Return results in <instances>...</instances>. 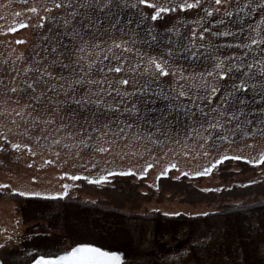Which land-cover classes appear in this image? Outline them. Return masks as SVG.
Masks as SVG:
<instances>
[{"label": "rangeland", "instance_id": "obj_1", "mask_svg": "<svg viewBox=\"0 0 264 264\" xmlns=\"http://www.w3.org/2000/svg\"><path fill=\"white\" fill-rule=\"evenodd\" d=\"M182 2L189 0H153L177 7L152 19L155 8L141 9L139 0H59V6L57 0H0V190L64 192L130 213L131 241L126 252L118 250L124 264H231L237 251L220 254V240L208 254L204 246L187 245L209 233L210 223L156 230L145 215L204 214L264 197V160L226 159L204 176L184 175L214 154L203 138L210 125H222L227 139L217 158L264 152V74L256 63L264 64V0H196L183 9ZM23 20L27 26L7 30ZM141 30L153 37L150 46ZM218 64L227 76L218 75ZM245 72L249 87L225 95ZM213 87L219 90L209 99ZM88 135L96 138L93 151L58 148V140ZM172 162L167 175L155 178ZM111 166L139 175L105 174ZM31 225L20 221L12 200L0 201L3 264H28L37 241L22 234ZM41 245L59 253L74 244L59 233Z\"/></svg>", "mask_w": 264, "mask_h": 264}, {"label": "trees", "instance_id": "obj_2", "mask_svg": "<svg viewBox=\"0 0 264 264\" xmlns=\"http://www.w3.org/2000/svg\"><path fill=\"white\" fill-rule=\"evenodd\" d=\"M139 4L141 9L145 8L144 4L140 2ZM145 27L148 28L146 24ZM139 36L143 37L145 43H148L149 46L150 43H153V37L149 35L145 38L142 30ZM202 100L206 99L203 98ZM242 117L245 118L246 115L244 114ZM216 125L208 126L209 131L203 136L207 149L214 154L209 156L198 169L184 175L190 177L204 176L213 168L207 170L210 164L218 159L215 153L219 147L227 141L223 126L217 127ZM246 135L253 136L257 134L246 132ZM153 141L157 145L160 143L158 140ZM57 142L61 151L71 152L75 148H80L82 151L89 152L96 147V138L90 135L79 140L74 139L68 142L58 140ZM225 157L219 164L224 163L226 159L227 161L237 159L233 156ZM252 159H259V157ZM250 160L241 161L246 165L260 163H252ZM169 165L166 164L164 170L156 173L155 178L165 176L160 175L161 172H166L167 175L169 168H171ZM104 173L107 175L127 173L135 176L139 175L134 170H121L112 166L106 168ZM191 173L199 174L192 175ZM4 199H10L14 202L15 212L19 214L20 221L23 224L32 222V225L22 234L24 240L30 241L31 244L37 241V244L31 245V249L36 247V251L30 254L29 260L36 256L38 250L51 255L57 254L53 248H48V245H41V242H46L48 234L62 233L72 244L89 242L123 252H126L131 241L130 233L125 225V220L131 214L116 206L65 196L23 195L9 189L6 191L0 190V201ZM145 216L154 223L156 230L176 231L177 228L182 226L192 229L196 224L210 223V232L200 241H188L187 245L190 246L192 251L204 246L203 251L208 254L213 247L215 249L217 241L220 240L218 247L215 249L220 254L230 253L235 249L237 251L231 264H264V197L249 202L226 203L220 208L204 214L187 215L179 213L169 215L166 213H152ZM198 253H201V251Z\"/></svg>", "mask_w": 264, "mask_h": 264}, {"label": "snow or ice", "instance_id": "obj_3", "mask_svg": "<svg viewBox=\"0 0 264 264\" xmlns=\"http://www.w3.org/2000/svg\"><path fill=\"white\" fill-rule=\"evenodd\" d=\"M66 2H67V0H66ZM139 2L155 8V11L151 13L152 19H156L157 17H159L161 12L174 11L175 7H177L176 5L172 6V8L163 7V6L157 7L153 3V0H139ZM195 2H196V0H189V2H182L178 5V7L182 8V9L192 7ZM218 2H219V0H218ZM56 6H59V0H57ZM36 10L37 9L35 7H33L31 9V11H33V12H35ZM209 11H211V9H209ZM27 23H28L27 20L20 21V22L16 23V26L14 28L7 29V30L16 31L17 28H22V27L27 26ZM40 23L43 24V21H41ZM64 23L67 24V23H69V21L65 20ZM200 35L203 36V32H201ZM261 40H264V37H262ZM18 42H20V41H18ZM251 44H257V40H252ZM241 47H244V45H241ZM153 59L155 60V58H153ZM223 59H227V57H225ZM121 63H123V62H121ZM256 63L259 64L257 71H259L261 74H264V64H260V62H256ZM65 67H66V65H65ZM155 67L160 70L161 75H165L168 73V69L166 67H164L163 63L159 60L155 61ZM217 67L221 68V70L218 72V75L220 77H225L229 74L228 70L224 69V67L222 65L218 64ZM235 67L236 68H243L244 64H235ZM248 67L250 68L251 65H249ZM115 70L117 72H119V71H121V67L119 65H117ZM48 75H55V74L54 73H48ZM243 75L245 78H238L237 84L232 85V91L225 93V95H231L232 92H234L237 89V87H239V88H248L249 87L248 81L251 80L252 77L249 76V74L247 72H245ZM81 82H82V80L77 81V83H81ZM120 83L126 84V83H128V80L122 79L120 81ZM218 90H219L218 88L213 87L208 98L211 99L212 96H214ZM140 91H142V89ZM124 95L127 96L129 94L127 92H125ZM181 95H188V93L181 92ZM96 103H100V101L98 100V101H96ZM108 107H117V105H109ZM125 110L127 111L128 109H125ZM131 111L136 112L137 108L133 105V106H131ZM229 115H232V113H229ZM216 126L219 127L220 125L217 124ZM61 127H64V125H61ZM128 127H131V125H128ZM36 139H40V137H36ZM11 147L16 148V147H19V145L13 143L11 145ZM25 147H28V146L25 145ZM0 148H3V145H0ZM100 150L104 151L105 149L101 148ZM225 158L226 157L224 155H220L218 159H215L210 164L209 169H207V170H210L211 167H214L216 164H219ZM236 158L242 159V160H250V158L246 157V156H238ZM262 160H264V152H262L260 154L259 159H251L250 162L259 163ZM174 166H175L174 164L169 165V167H174ZM149 167H151V165H149ZM129 171H132V170L129 169ZM191 174L192 175H198L199 173H191ZM62 175H70V173H62ZM76 175L80 176V175H82V173H77ZM140 175H144V173L141 172ZM160 175H166V172H161ZM86 178L89 180L93 179L90 176L86 177ZM106 178H107L106 176L101 175L99 179L100 180H106ZM13 191H18V189H13ZM46 194L47 195H56V196L65 195L64 192H58V193H39V192H37V193H25V195H46ZM169 215H173V213H169ZM122 255L123 254L119 251L109 250L106 247L98 246V245L93 244V243H78L75 246L71 247L70 250H65V251L61 252L59 255H53V256L40 255L37 259H35L33 261V264H121ZM0 264H3V262L0 261Z\"/></svg>", "mask_w": 264, "mask_h": 264}, {"label": "water", "instance_id": "obj_4", "mask_svg": "<svg viewBox=\"0 0 264 264\" xmlns=\"http://www.w3.org/2000/svg\"><path fill=\"white\" fill-rule=\"evenodd\" d=\"M81 243H89V242H81ZM78 244V243H77ZM76 244H74L73 246H75ZM97 245V244H96ZM73 246H71V247H73ZM99 246V245H98ZM71 247L70 248H68V249H66V250H70L71 249ZM65 251V250H64ZM113 251H118V250H113ZM61 252H63V251H61ZM61 252H59V253H57V254H55V255H59ZM119 252H121V251H119ZM122 253V252H121ZM123 254V253H122ZM40 255H44V256H53V255H45V254H38V255H36L31 261H29V263L28 264H33V261L35 260V259H37ZM0 261H2L1 260V258H0ZM121 264H124V262H123V255H122V261H121Z\"/></svg>", "mask_w": 264, "mask_h": 264}]
</instances>
